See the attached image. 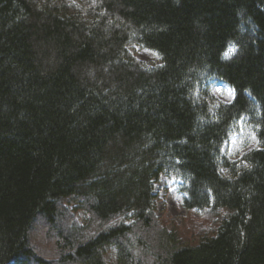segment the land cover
I'll use <instances>...</instances> for the list:
<instances>
[{"label":"trees","instance_id":"trees-1","mask_svg":"<svg viewBox=\"0 0 264 264\" xmlns=\"http://www.w3.org/2000/svg\"><path fill=\"white\" fill-rule=\"evenodd\" d=\"M243 120L259 149L237 164L223 150ZM163 175L211 234L192 243L160 221ZM111 252L117 264H264V0H0V264Z\"/></svg>","mask_w":264,"mask_h":264},{"label":"rangeland","instance_id":"rangeland-1","mask_svg":"<svg viewBox=\"0 0 264 264\" xmlns=\"http://www.w3.org/2000/svg\"><path fill=\"white\" fill-rule=\"evenodd\" d=\"M128 51L136 59H138L145 67H157L161 64L160 57L149 50L139 46H129ZM211 94L214 96L217 103L230 104L234 99L233 90L225 83L211 81L208 83ZM259 149V142L255 133H253L245 124V121L239 123L238 132L231 135L224 146V156L233 163H240L246 153L252 150ZM223 174L228 176L226 170ZM183 182L175 180L169 176L163 175L155 183V208L156 215L163 222L170 232L180 233L182 236H187L186 241L195 243L205 237V233L201 232V228L211 234L214 228L205 222L204 215L200 212H189L183 205L184 195L181 192ZM76 221L81 226H86L88 222V214L84 210L75 211V206L71 208ZM38 229V228H37ZM35 235V232H34ZM33 243L43 247V241L38 236ZM38 237V239H37ZM117 254L111 252L106 257V264H117Z\"/></svg>","mask_w":264,"mask_h":264},{"label":"snow or ice","instance_id":"snow-or-ice-1","mask_svg":"<svg viewBox=\"0 0 264 264\" xmlns=\"http://www.w3.org/2000/svg\"><path fill=\"white\" fill-rule=\"evenodd\" d=\"M231 51H234V49H229V52H231ZM226 56H227V53H226Z\"/></svg>","mask_w":264,"mask_h":264}]
</instances>
